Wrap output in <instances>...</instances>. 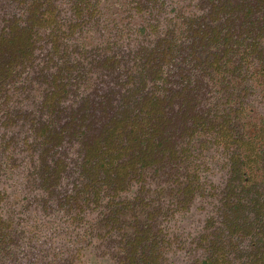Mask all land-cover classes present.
<instances>
[{"label":"trees","instance_id":"1","mask_svg":"<svg viewBox=\"0 0 264 264\" xmlns=\"http://www.w3.org/2000/svg\"><path fill=\"white\" fill-rule=\"evenodd\" d=\"M62 1L0 0V169L62 228L0 190V264H264V0Z\"/></svg>","mask_w":264,"mask_h":264},{"label":"rangeland","instance_id":"2","mask_svg":"<svg viewBox=\"0 0 264 264\" xmlns=\"http://www.w3.org/2000/svg\"><path fill=\"white\" fill-rule=\"evenodd\" d=\"M64 1V0H63ZM62 1V2H63ZM14 159L15 167L13 170L8 171L4 168L0 169V190H6L9 195L15 198V219L19 222H22L23 226L27 229L32 225V223L36 222L37 224H41L45 229L46 223H51L53 228H59V231L62 230L61 225L59 224V219L56 218L55 215H44L42 212L39 211L38 208L35 207L34 203V196L37 194L36 191H28V188L26 186V176H27V170L28 167L25 164L24 161H22V155L20 154V150L16 149L14 150ZM3 161V159L1 160ZM4 169V170H3ZM24 205H26V208L24 209ZM21 220V221H20ZM52 222H54L56 225H54ZM53 238V242L56 244L59 241V237L57 235H53L52 230H45L40 233L39 238L40 240L37 243L48 242L50 238ZM36 243V244H37ZM42 244H38L37 246H41ZM44 245V244H43ZM44 250V247H43ZM90 255V254H89ZM85 259V264H94V262L90 261L91 256H89ZM42 262H47L50 257L45 251L43 252L41 256ZM32 260L30 257H20L19 264H34L30 263ZM91 262V263H90ZM179 263H181V256L179 257ZM98 264H102V262L99 260Z\"/></svg>","mask_w":264,"mask_h":264}]
</instances>
